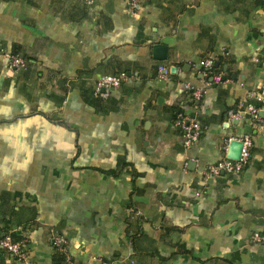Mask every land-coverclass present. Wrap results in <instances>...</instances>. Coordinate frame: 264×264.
I'll use <instances>...</instances> for the list:
<instances>
[{"label": "crops", "instance_id": "0c3cea01", "mask_svg": "<svg viewBox=\"0 0 264 264\" xmlns=\"http://www.w3.org/2000/svg\"><path fill=\"white\" fill-rule=\"evenodd\" d=\"M0 46L30 61L0 60V239L27 237L30 264H61L50 229L79 264H264V130L244 113L264 93V0H0ZM207 57L222 83L194 109L183 85ZM178 111L203 130L190 148ZM243 136L242 172L204 176Z\"/></svg>", "mask_w": 264, "mask_h": 264}, {"label": "built area", "instance_id": "2783aa9c", "mask_svg": "<svg viewBox=\"0 0 264 264\" xmlns=\"http://www.w3.org/2000/svg\"><path fill=\"white\" fill-rule=\"evenodd\" d=\"M94 0H86L88 5L93 4ZM137 0H127L129 8L133 9L136 6ZM227 55V53H222ZM0 60L6 63V68L10 72H16L26 67V62L18 55H11L0 51ZM264 63V55L259 59ZM257 61V60H256ZM214 59L205 58L200 63L199 74L204 80V84L201 87L194 86L190 83L183 85L184 90L189 95L193 108L196 109V103L201 101L206 93L207 88L213 85H219L222 83V74L215 73L213 70ZM167 70L163 67H158V79L162 80L166 78ZM127 80V75L124 73L118 75H106L100 77L95 84V96L100 99L109 98L112 91L117 90ZM248 98L254 101L253 104H248L245 107L244 113L249 114L253 119L257 120L260 127L264 130V93L263 92H251ZM259 114L263 117L260 119ZM231 118H238L239 112L229 113ZM173 125L180 130L182 134V145L184 148H190L196 144L202 134V127L197 120L196 116L192 113L178 111L174 115ZM238 141L241 143V150L239 159L237 161L229 159H221L216 163L206 167L203 175L206 177H218L221 174L235 175L242 172L247 166L251 157L252 141L249 136H243L238 139H226L223 144V151L227 150V146L230 142ZM52 245L65 257L67 264H73L72 257L68 251V241L62 236L50 230ZM253 240L256 243L264 244V234H253ZM27 237H21L19 240H14L10 235H5L0 239V248L7 252L14 260L15 264H30L29 262V245ZM98 264H108L102 259H95Z\"/></svg>", "mask_w": 264, "mask_h": 264}, {"label": "water", "instance_id": "95a60500", "mask_svg": "<svg viewBox=\"0 0 264 264\" xmlns=\"http://www.w3.org/2000/svg\"><path fill=\"white\" fill-rule=\"evenodd\" d=\"M153 56L156 60H164L166 57V49L163 45L157 44L153 46ZM217 63H214V67H217ZM240 150H241V143L238 141H233L230 144L229 147V152L227 155V158L229 160L237 161L239 159L240 155Z\"/></svg>", "mask_w": 264, "mask_h": 264}, {"label": "trees", "instance_id": "16d2710c", "mask_svg": "<svg viewBox=\"0 0 264 264\" xmlns=\"http://www.w3.org/2000/svg\"><path fill=\"white\" fill-rule=\"evenodd\" d=\"M0 51H3L4 53H8V54H11V55H18V56H20L19 54H18V52L17 51H15V50H11V51H9V52H7V50H5V48L4 47H2V46H0ZM21 57V56H20ZM25 62H26V67L25 68H23V69H20V70H18V71H16V72H23V71H25L26 69H27V67H28V65H30V61L26 58V57H21ZM207 58H211V57H207ZM205 59V58H204ZM203 60V59H202ZM201 60V61H202ZM219 63L221 62L220 60L218 61ZM222 70V69H221ZM213 72H215V73H220V69L219 68H215L214 70H213ZM121 73H124V74H126L125 72H120L119 74H121ZM118 75V74H117ZM94 91H95V88H94ZM94 91L92 92V99L94 100V101H103V100H107V99H100V98H98V97H96L95 96V93H94ZM203 131V130H202ZM250 160V159H249ZM51 230V229H50ZM21 238V237H20ZM19 237L18 238H13L15 241L16 240H19L20 239ZM56 249V248H55ZM72 261H73V264H79V263H76L75 261H74V259L72 258ZM59 262L61 263V264H67V262L65 261V257L61 254V253H59Z\"/></svg>", "mask_w": 264, "mask_h": 264}]
</instances>
